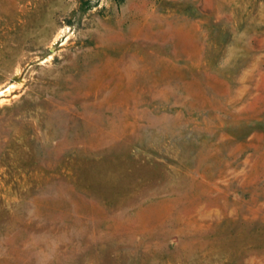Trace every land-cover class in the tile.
Instances as JSON below:
<instances>
[{"label": "rangeland", "instance_id": "374dc122", "mask_svg": "<svg viewBox=\"0 0 264 264\" xmlns=\"http://www.w3.org/2000/svg\"><path fill=\"white\" fill-rule=\"evenodd\" d=\"M1 90L0 264H264V0H0Z\"/></svg>", "mask_w": 264, "mask_h": 264}, {"label": "bare ground", "instance_id": "6f19581e", "mask_svg": "<svg viewBox=\"0 0 264 264\" xmlns=\"http://www.w3.org/2000/svg\"><path fill=\"white\" fill-rule=\"evenodd\" d=\"M10 87H12V86H10ZM8 89H9V88H8ZM2 94H3V90L0 91V95H2Z\"/></svg>", "mask_w": 264, "mask_h": 264}, {"label": "trees", "instance_id": "16d2710c", "mask_svg": "<svg viewBox=\"0 0 264 264\" xmlns=\"http://www.w3.org/2000/svg\"><path fill=\"white\" fill-rule=\"evenodd\" d=\"M115 1H122V0H115Z\"/></svg>", "mask_w": 264, "mask_h": 264}]
</instances>
